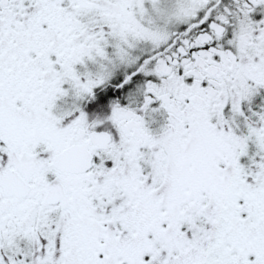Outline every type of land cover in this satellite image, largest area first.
<instances>
[{
	"label": "snow or ice",
	"instance_id": "obj_1",
	"mask_svg": "<svg viewBox=\"0 0 264 264\" xmlns=\"http://www.w3.org/2000/svg\"><path fill=\"white\" fill-rule=\"evenodd\" d=\"M0 264H264V0H0Z\"/></svg>",
	"mask_w": 264,
	"mask_h": 264
}]
</instances>
